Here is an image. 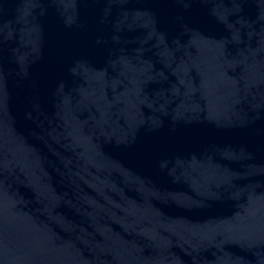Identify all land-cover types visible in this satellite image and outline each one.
Masks as SVG:
<instances>
[{
  "label": "water",
  "instance_id": "95a60500",
  "mask_svg": "<svg viewBox=\"0 0 264 264\" xmlns=\"http://www.w3.org/2000/svg\"><path fill=\"white\" fill-rule=\"evenodd\" d=\"M0 264H264V0H0Z\"/></svg>",
  "mask_w": 264,
  "mask_h": 264
}]
</instances>
